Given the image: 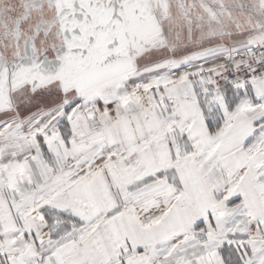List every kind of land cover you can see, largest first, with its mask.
Wrapping results in <instances>:
<instances>
[{
  "label": "snow or ice",
  "instance_id": "snow-or-ice-1",
  "mask_svg": "<svg viewBox=\"0 0 264 264\" xmlns=\"http://www.w3.org/2000/svg\"><path fill=\"white\" fill-rule=\"evenodd\" d=\"M0 264H264V0H0Z\"/></svg>",
  "mask_w": 264,
  "mask_h": 264
}]
</instances>
